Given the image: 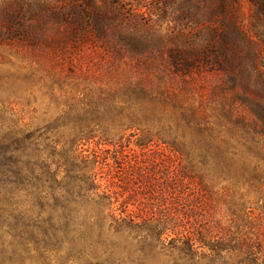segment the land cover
I'll return each instance as SVG.
<instances>
[{
	"label": "rangeland",
	"instance_id": "374dc122",
	"mask_svg": "<svg viewBox=\"0 0 264 264\" xmlns=\"http://www.w3.org/2000/svg\"><path fill=\"white\" fill-rule=\"evenodd\" d=\"M193 123L234 145L264 126V0H0V136L35 132L42 147L66 148L81 138L100 192L116 194L107 202L61 172L54 190H0L2 258L183 264L174 226L219 234L238 210L236 188L264 212L256 186L234 188L174 151L167 128ZM121 155L137 169L119 183ZM124 207L135 225L119 220ZM145 218L167 228L160 239Z\"/></svg>",
	"mask_w": 264,
	"mask_h": 264
},
{
	"label": "trees",
	"instance_id": "16d2710c",
	"mask_svg": "<svg viewBox=\"0 0 264 264\" xmlns=\"http://www.w3.org/2000/svg\"><path fill=\"white\" fill-rule=\"evenodd\" d=\"M197 118V114H192L191 121ZM256 119L260 121L263 118L259 116ZM167 130L171 135L169 137H172L170 143L174 151H185L192 158H196L207 172L232 178L234 188L239 182L256 186L258 193L254 199H263L264 143L251 142L249 139L254 136L264 138V126L254 124L243 132H237L241 141L237 145L221 141L220 132L209 125L193 123L192 127L186 129L177 127ZM5 132L6 134L0 136V190L16 189L25 192L27 189L36 188L35 181L43 189L54 190L61 172L66 175L70 173L84 181L85 192L95 195L100 192L94 170L96 158L90 160L79 152L78 143L81 138L77 140L76 137L67 148L58 142L42 147L35 132ZM121 156L124 159L121 168L124 178L119 183L131 178L137 169L131 162H126L125 156ZM127 181L128 184L129 180ZM235 195L239 201L238 210L232 213L230 225L221 229L219 234H211L206 229L183 234L176 229L177 226L170 230L174 235L173 250L182 257L180 260H184L181 263L188 264L195 259L215 264H264V212L259 206L251 207L248 192L242 193L236 188ZM99 197L111 202L116 199V194L105 190L100 192ZM120 215L119 220L128 221L131 225H135V220L138 219L128 214L125 207ZM141 222L158 227V239L167 229L159 223L155 224V219L145 218ZM261 257L262 262L259 261ZM0 264H10V259L2 258L0 254Z\"/></svg>",
	"mask_w": 264,
	"mask_h": 264
}]
</instances>
